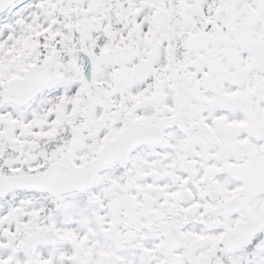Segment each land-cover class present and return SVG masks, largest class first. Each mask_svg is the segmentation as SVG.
Instances as JSON below:
<instances>
[{"label":"rangeland","instance_id":"1","mask_svg":"<svg viewBox=\"0 0 264 264\" xmlns=\"http://www.w3.org/2000/svg\"><path fill=\"white\" fill-rule=\"evenodd\" d=\"M116 1L125 28L109 26L102 38L93 0H28L0 22V141L7 142H0V158L15 152L1 161L0 176L39 173L54 163L81 173L103 145L133 128L153 129L180 106L198 126L191 133L175 126L164 147L141 148L129 167L102 170L89 194L0 201V264H29L25 237L37 230L66 243L41 248L34 264H248L241 252L227 253L224 243L243 219L264 217V82L258 80L264 74V0H216L217 11L230 19L225 32L218 26L192 30L179 65L169 55L171 14L163 1ZM209 4L215 1L182 0L179 15L187 23ZM76 52L90 60L85 76L71 61ZM51 60L61 64L59 79L42 101L21 110L1 103L14 82ZM95 88L109 92L108 108L89 98ZM82 90L85 121L72 130V140L36 153L37 136L55 134ZM195 138L205 150L195 146L188 155L185 146ZM241 197L245 210L225 217L224 206ZM164 220L185 240L172 255L157 228ZM255 252L252 264H264V234Z\"/></svg>","mask_w":264,"mask_h":264},{"label":"water","instance_id":"2","mask_svg":"<svg viewBox=\"0 0 264 264\" xmlns=\"http://www.w3.org/2000/svg\"><path fill=\"white\" fill-rule=\"evenodd\" d=\"M7 0H0V12L1 9H6L5 6ZM227 19L225 12L218 14L215 17L216 23L223 24ZM189 24L196 28L199 32L204 31L209 22L200 16H192L189 20ZM73 60L77 63L80 70L87 74L89 70V62L82 55L73 56ZM59 65L52 61L44 66L34 68L28 79L23 83H15L11 93L4 96V103H13L18 107H24L29 105L36 97H38L44 88L53 81L57 80V71ZM92 98L99 101L102 105L106 106L108 102V95L93 91L91 93ZM179 123L185 131H192L196 123L191 120L187 115L178 113L172 118H164L158 124L157 128L153 131L137 129L127 134L121 140L113 143L105 148L98 161L82 175H75L71 171L58 165L53 166V170L50 174L38 178V184L32 185L31 179H6L2 180L5 184H9L12 190H27V191H40L47 192L55 198H60L65 194L80 192L85 193L90 191L96 183L97 174L99 170L104 167L113 165L115 163L128 164L130 162L131 155L141 146H156L164 143V133L173 124ZM85 135H88V130L84 131ZM195 143L200 142L194 140L189 143L187 151L190 153L192 146ZM202 146V144H200ZM204 148V146H202ZM58 172L66 181L59 183L55 177H49L53 172ZM81 177L80 179H78ZM6 192V191H5ZM3 192V193H5ZM5 195V194H3ZM245 200H240L227 208L226 213L240 212L245 206ZM87 224L86 221L83 222ZM169 239V253L171 254L176 248L182 245L183 240L179 236L178 232L170 226H160ZM264 228L263 223H250L243 227L247 233L241 232L235 237L236 244L228 246V251L240 249L243 245L248 246L252 239ZM244 242V243H243ZM31 253V256H33Z\"/></svg>","mask_w":264,"mask_h":264},{"label":"trees","instance_id":"3","mask_svg":"<svg viewBox=\"0 0 264 264\" xmlns=\"http://www.w3.org/2000/svg\"><path fill=\"white\" fill-rule=\"evenodd\" d=\"M172 12H173V22H172V32H171V48L173 53V58L176 63L181 62L184 54L186 52V35L188 27L182 22L179 15V4L178 0H171ZM66 60L69 57L65 58Z\"/></svg>","mask_w":264,"mask_h":264},{"label":"bare ground","instance_id":"4","mask_svg":"<svg viewBox=\"0 0 264 264\" xmlns=\"http://www.w3.org/2000/svg\"><path fill=\"white\" fill-rule=\"evenodd\" d=\"M206 10H207V6H206Z\"/></svg>","mask_w":264,"mask_h":264}]
</instances>
